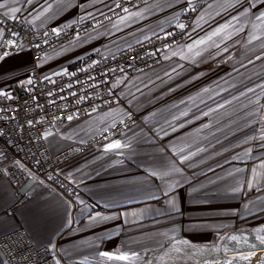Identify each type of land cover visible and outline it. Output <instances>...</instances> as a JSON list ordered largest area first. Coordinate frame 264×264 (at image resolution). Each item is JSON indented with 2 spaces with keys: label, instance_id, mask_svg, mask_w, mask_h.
<instances>
[{
  "label": "crops",
  "instance_id": "1",
  "mask_svg": "<svg viewBox=\"0 0 264 264\" xmlns=\"http://www.w3.org/2000/svg\"><path fill=\"white\" fill-rule=\"evenodd\" d=\"M117 1L56 0L52 9L40 17L36 13L44 0H34L33 4L10 2L9 7H19L21 11L15 17L25 19L33 28L61 29L105 12ZM197 2H203L204 7L188 32L191 39L187 35L170 47L165 52L170 58H163L160 64L115 79L120 98L117 107L90 112L46 131L51 133L46 139L51 152L58 153L96 136L129 114L138 115L139 121L133 126L61 168L80 186L79 194L68 199L29 178L23 186L28 199L11 212L15 189L8 180L0 182V237L24 227L37 246L54 250L59 264H144L178 240L211 245L232 229L264 224V169H259L264 158V91L257 87L264 84V61L255 60L254 54L261 51L259 41L247 43L250 32L264 28L253 16L264 12V5L257 2L250 8V0L236 7L231 6L236 0H149L129 10L140 14L135 18L122 12L47 52L38 63L29 53L10 55L0 64V69L10 71L0 76V91H13L28 82L34 68L46 77L56 76L164 34ZM245 9L252 19L241 20L243 30L227 41L228 52L217 55L218 50L210 49L212 55L205 51L191 60L180 58L191 55L186 49L178 56L171 55L174 49L179 52L192 39L205 36L218 25L236 23L232 18L242 16ZM252 24L257 25L256 29ZM0 31L4 35L3 25ZM249 56L254 63H248ZM173 66L179 74L173 73L169 79L164 73ZM133 84L142 91L137 92ZM249 87L255 92H248ZM130 88L134 99L127 95ZM225 99L232 102L210 116L202 115ZM182 111L188 115L180 116ZM173 116L180 118L174 120ZM205 124L211 127L205 128ZM116 140L126 146L104 151V145ZM197 145L205 147L206 152L191 166L180 163L179 149L191 146L194 151ZM170 161L182 169V174L174 177L182 183L170 191L175 207L168 205V197L163 195V190H168L166 183L172 179L150 175L153 168ZM254 167L261 179L252 184ZM95 216L110 218L92 222ZM102 252H135L138 258L111 262L99 256Z\"/></svg>",
  "mask_w": 264,
  "mask_h": 264
},
{
  "label": "built area",
  "instance_id": "2",
  "mask_svg": "<svg viewBox=\"0 0 264 264\" xmlns=\"http://www.w3.org/2000/svg\"><path fill=\"white\" fill-rule=\"evenodd\" d=\"M149 0H118L111 8L68 28H33L25 19L6 18L0 10V22L5 28L0 46L10 53H29L35 63L44 55L75 40L78 36L121 14L123 8H137ZM119 4L120 7H116ZM195 7L196 11L191 9ZM204 7L195 3L179 20L177 25L165 33L127 49L112 52L80 68L56 76L46 77L38 68L30 72L28 82L0 95V182L8 180L15 189L16 199H28L23 186L29 178L45 184L61 196L71 199L81 192L61 172L71 161L102 146L114 134L127 130L139 121L137 114H129L114 125L102 129L96 136L66 149L52 153L44 133L78 120L95 111H109L117 107L120 98L113 87L121 74H136L160 64L165 52L173 45L186 39L187 34ZM186 27L181 30L178 25ZM59 30V34L54 31ZM17 33L12 36L11 33ZM78 34V35H77ZM15 40L16 48L8 41ZM39 45V47H37ZM168 45L169 47H165ZM159 50V51H157ZM155 53V55H152ZM2 54V52H0ZM131 58V59H130ZM131 64V66H129ZM123 69V71H121ZM72 115V121L67 116ZM31 122V124L29 123ZM14 204L9 211L20 205ZM3 260L0 264H56L57 255L50 246L39 247L28 230L20 227L0 237Z\"/></svg>",
  "mask_w": 264,
  "mask_h": 264
},
{
  "label": "snow or ice",
  "instance_id": "3",
  "mask_svg": "<svg viewBox=\"0 0 264 264\" xmlns=\"http://www.w3.org/2000/svg\"><path fill=\"white\" fill-rule=\"evenodd\" d=\"M10 2L11 3L33 4L34 0H0V9H7V11L4 12V16L6 18L15 19L16 18L15 14L19 13L21 11V9L19 7L10 8L9 7ZM55 2H56V0H44L43 4H41L40 10L37 11L36 16L40 17L43 14L47 13L49 10L52 9L53 3H55ZM242 2H243V0H236V3L232 4L231 6L236 7V4H239ZM257 2L260 5H264V0H250L249 7L250 8L256 7ZM116 7H120V5L116 4ZM209 7L211 8L212 6L210 5ZM109 10L112 11L113 9L110 8ZM191 10L196 11L195 7H193ZM123 12L129 13V16L132 18H135L136 16L140 15L139 13H130L128 8H123ZM101 15H103V13H101ZM253 16H254L255 21L259 22V24L261 26H264V12H261L259 15L253 14ZM201 18H203V17H201ZM232 19L234 21H236V23L226 22L222 25H218L210 33H206L205 36L197 38V39H192V42L190 44H186L184 47L180 48L179 52H177L174 49L172 51L171 55L172 56H178V55H180V53H183L186 49L187 52L190 53L191 55H188V56L181 55L180 58L191 60L194 57L201 56V54L203 52L209 51L210 49L218 50L216 52L217 55H219L221 52H228L229 49L227 46V41L232 39L233 33L239 34L243 30V26L241 25V20L242 19L251 20L252 17L249 16L248 10L245 9L243 11L242 16L240 14H237ZM121 22L122 23L125 22L123 17L121 18ZM197 23H199V21H197ZM0 25H2V22H0ZM178 27L181 30H184L186 26L181 23L178 25ZM251 27L253 29H256L257 25L252 24ZM161 30H163V29L161 28ZM54 31L57 32V34H59L58 29H54ZM193 31H195V28H193ZM11 35L16 36L17 33L13 32V33H11ZM169 35H171V33H165L164 39H167ZM187 35H189V38L191 39V34L188 33ZM2 36H3V31H0V37H2ZM253 41H259L258 47L261 50L260 53L254 54L255 60L264 61V55H262V53H264V28H262L259 31H252L249 33L247 43L252 44ZM137 42L139 43V41H137ZM8 44L13 49H15L17 46L15 40L8 41ZM2 45H3V40L0 39V46H2ZM222 45H223V47H221ZM37 47H39V45H37ZM165 47L167 48L169 46L166 45ZM157 51H159V50H157ZM0 52H2V54H0V64H2L3 61L7 60L10 55L16 54L15 52L10 53L9 51H7L6 49H3L2 47H0ZM212 54L213 53L209 51V55H212ZM152 55H155V53H152ZM163 58L165 60H167L170 57H169V55L165 54V56ZM247 60H248L249 64L254 63V60L251 56L247 57ZM240 63H241V66H244L243 61H241ZM129 66H131V64ZM179 67L182 68L183 66L180 65ZM121 71H123V69H121ZM173 73H176L177 75L179 74L176 66H173L170 71L166 70L164 75L167 76L169 79H171ZM8 74H10V71L5 72L2 69H0V76L8 75ZM157 79L162 80V77H160L159 74H157ZM154 82L155 81H153V83ZM28 83L31 84L32 81L28 80ZM118 83H122V81H119ZM144 86L147 87V84H145ZM113 87H115V85H113ZM132 87L135 88L137 92L142 91V89L137 84H133ZM257 87L260 88L262 91H264V84H258ZM204 91L208 92L209 89H205ZM247 91L248 92H255V89L249 87ZM0 95H3L8 99H11V97L7 96L6 92L0 91ZM127 95L132 97L133 99L135 98V93L132 92L131 88L129 89ZM217 95H220V93H217ZM241 95H246V93L242 92ZM236 98L237 97H233V99H236ZM231 102L232 101L225 99V101L223 103H217V107L215 109L209 108L208 111H204L202 113V115L203 116H210L212 112L219 111L220 108H224L227 104H229ZM256 103L259 104V101H257ZM177 107H179V106H177ZM93 111H95V109H93ZM187 115H188V113L186 111H182L180 113V116H187ZM179 118L180 117L173 116L174 120L179 119ZM73 119H74V117L72 115L67 116L68 121H72ZM29 123L31 124V122H29ZM169 126L171 127L172 125L169 124ZM204 127L208 128V127H211V125L205 124ZM173 130H175V129H173ZM161 131H164L165 135H167L166 130L161 129ZM3 135H4V132L0 131V136H3ZM43 135H44V138L47 139L48 136L51 135V133L46 132ZM261 140H264V135L261 136ZM125 146L126 145H122L119 140H116V141H110L109 143H107L103 147H104V151H113V150L121 149L122 147H125ZM206 150L207 149L205 147H201L199 145L196 146L194 151L191 150V146H189L187 149L181 148V149H179V152H178L179 162L180 163H187L188 166H191V162L197 156L205 153ZM259 169H264V158H262V160H261V163L259 165ZM257 171H258V169L255 167L253 169H251L252 184H255V182L257 180L261 179V177L257 175ZM181 174H182V169L177 167V164L175 161H170L165 165H162V166L157 167V168H153L150 172L151 176H154L157 178L170 177L172 179L171 183H166V185H165L166 189H168V190H163V195L168 197L166 203L172 207H175V202H174L175 198L170 195V191L174 192L176 190V188L182 183V181L174 179V177L176 175H181ZM252 184H249V186L251 187ZM237 190H238L237 188L233 189V191H237ZM152 198L156 199L158 197L153 196ZM19 203H21V201L19 199L14 200V204H19ZM109 218L110 217L95 216V217H92V222H98L100 220L109 219ZM229 239L236 241L237 237L231 236ZM257 239H259L260 243L262 245H264V237H257ZM252 247L254 248L255 245H252ZM174 250L178 251V252L181 251V249L175 248V247H174ZM99 256H102L107 261H111V262H130V261H135L138 258V254L135 252H132L131 254L102 252V253H99ZM258 258L259 257H257V259ZM239 259L249 260V259H251V257L244 255V256H240ZM57 264H59V261H57ZM227 264H233V261H227Z\"/></svg>",
  "mask_w": 264,
  "mask_h": 264
},
{
  "label": "bare ground",
  "instance_id": "4",
  "mask_svg": "<svg viewBox=\"0 0 264 264\" xmlns=\"http://www.w3.org/2000/svg\"><path fill=\"white\" fill-rule=\"evenodd\" d=\"M231 236H236L237 240L229 239ZM257 237H264V225L227 233L215 245L178 240L167 249L154 254L144 264H227V261H233V264H264V245ZM174 247L181 251H175ZM244 255L251 259H239Z\"/></svg>",
  "mask_w": 264,
  "mask_h": 264
},
{
  "label": "rangeland",
  "instance_id": "5",
  "mask_svg": "<svg viewBox=\"0 0 264 264\" xmlns=\"http://www.w3.org/2000/svg\"><path fill=\"white\" fill-rule=\"evenodd\" d=\"M260 225H264V224H260ZM254 227H255V226H251V227H239V228L232 229V230L226 232L225 234H227V233H232V232H234V231H236L237 229H240V228L252 229V228H254ZM225 234H223V235H225ZM223 235H222V236H223ZM222 236H221L220 238H222ZM220 238H219L217 241H215L213 244H211V245H215V244H217V243L219 242ZM179 241H180V240H179Z\"/></svg>",
  "mask_w": 264,
  "mask_h": 264
}]
</instances>
